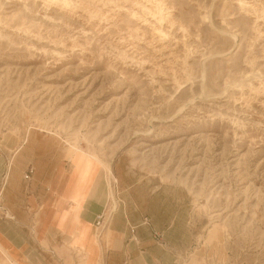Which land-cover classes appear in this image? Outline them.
<instances>
[{
  "label": "rangeland",
  "instance_id": "rangeland-1",
  "mask_svg": "<svg viewBox=\"0 0 264 264\" xmlns=\"http://www.w3.org/2000/svg\"><path fill=\"white\" fill-rule=\"evenodd\" d=\"M26 133L93 157L111 204L155 191L173 264H264V0H0V150Z\"/></svg>",
  "mask_w": 264,
  "mask_h": 264
},
{
  "label": "crops",
  "instance_id": "crops-1",
  "mask_svg": "<svg viewBox=\"0 0 264 264\" xmlns=\"http://www.w3.org/2000/svg\"><path fill=\"white\" fill-rule=\"evenodd\" d=\"M25 136L0 150V264H78V253L84 264H98L101 254V264H173L182 220L159 206L155 191L138 182L117 184L111 204L106 173L93 157L69 149L65 159L38 137ZM107 202L111 247L100 252L95 221ZM177 236L183 245L186 235Z\"/></svg>",
  "mask_w": 264,
  "mask_h": 264
},
{
  "label": "bare ground",
  "instance_id": "bare-ground-1",
  "mask_svg": "<svg viewBox=\"0 0 264 264\" xmlns=\"http://www.w3.org/2000/svg\"><path fill=\"white\" fill-rule=\"evenodd\" d=\"M240 6H243L245 5V3L243 1H238L237 2ZM251 10V9H250ZM147 13V12H146ZM166 19V18H165ZM164 19V20H165ZM20 148V147H19ZM109 171V169H108ZM106 172V171H105ZM107 173V172H106ZM110 175V174H109ZM110 181V180H109ZM110 183V182H109ZM110 185V184H109ZM107 187H108V184H107ZM108 193L111 195L110 197H113L112 195V192H111V189L110 187H108ZM115 208V207H114ZM113 208V209H114ZM112 213V212H111ZM108 219H109V213H107V221L105 222V225H102L101 229H100V233H99V237H104L103 234L105 233V229H106V225H107V222H108Z\"/></svg>",
  "mask_w": 264,
  "mask_h": 264
},
{
  "label": "built area",
  "instance_id": "built-area-1",
  "mask_svg": "<svg viewBox=\"0 0 264 264\" xmlns=\"http://www.w3.org/2000/svg\"><path fill=\"white\" fill-rule=\"evenodd\" d=\"M101 222H102V216H99V217L96 219V221H95V225H96L97 227H99L100 224H101Z\"/></svg>",
  "mask_w": 264,
  "mask_h": 264
}]
</instances>
